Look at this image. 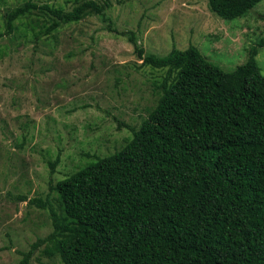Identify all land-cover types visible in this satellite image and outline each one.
Segmentation results:
<instances>
[{
  "label": "trees",
  "instance_id": "16d2710c",
  "mask_svg": "<svg viewBox=\"0 0 264 264\" xmlns=\"http://www.w3.org/2000/svg\"><path fill=\"white\" fill-rule=\"evenodd\" d=\"M263 0H208L223 20L240 18ZM48 24L35 38L95 15V1L70 11L31 0L5 15V32L32 11ZM140 67L164 70L156 106L114 153L56 182L59 212L52 231L21 252L60 264H264V74L255 57L225 71L195 46L146 53L130 32ZM59 156L49 161L50 174ZM26 201V197H21ZM29 205L47 206L41 199Z\"/></svg>",
  "mask_w": 264,
  "mask_h": 264
},
{
  "label": "rangeland",
  "instance_id": "374dc122",
  "mask_svg": "<svg viewBox=\"0 0 264 264\" xmlns=\"http://www.w3.org/2000/svg\"><path fill=\"white\" fill-rule=\"evenodd\" d=\"M26 1L0 0V32L6 13ZM31 1L70 11L88 0ZM91 1L105 19L90 15L36 39L50 17L37 10L0 38V264H19L21 252L51 233L50 210L59 207L50 187L120 149L127 126L138 129L156 106L165 71L139 66L130 32L146 53L195 46L225 71L264 39V0L234 20L212 13L208 0ZM255 60L264 74V46ZM32 198L47 206L29 205ZM29 264L60 263L36 251Z\"/></svg>",
  "mask_w": 264,
  "mask_h": 264
}]
</instances>
